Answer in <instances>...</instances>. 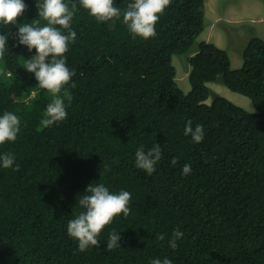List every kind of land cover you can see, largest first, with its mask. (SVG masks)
Listing matches in <instances>:
<instances>
[{"label":"trees","instance_id":"obj_1","mask_svg":"<svg viewBox=\"0 0 264 264\" xmlns=\"http://www.w3.org/2000/svg\"><path fill=\"white\" fill-rule=\"evenodd\" d=\"M209 1L171 0L156 35L145 40L120 20L97 22L79 0H66L76 6V38L65 53L75 75L65 86L67 118L47 127L41 120L52 95L24 69L35 49L18 45L15 25L0 27L9 34L0 58V113L21 119L17 139L0 145L19 164L0 168V264H149L165 256L174 264H264V39H249L237 69L213 42H200L189 55L210 22ZM231 1L215 8L222 13ZM129 2L115 6L123 11ZM25 3L18 22L47 23L36 0ZM174 55L191 65L188 93L176 80ZM219 77L256 112L225 97L206 103L207 83ZM188 121L203 126L202 142L185 135ZM156 143L162 157L148 176L135 167L134 154ZM92 182L129 191L131 211L106 226L98 246L81 252L67 222ZM177 228L183 237L172 249ZM112 229L121 246L108 249Z\"/></svg>","mask_w":264,"mask_h":264},{"label":"clouds","instance_id":"obj_2","mask_svg":"<svg viewBox=\"0 0 264 264\" xmlns=\"http://www.w3.org/2000/svg\"><path fill=\"white\" fill-rule=\"evenodd\" d=\"M171 0H130L126 9L115 6V0H79L82 8L95 18L97 22L108 23L120 20L127 26L133 38L149 39L156 35V25L160 16L169 6ZM38 17L47 21L40 26L37 22H18L26 10L25 0H0V27L15 25V36L19 46H24L29 52L35 49V54L26 59L24 69L33 73L38 85L48 90L52 100L44 110L41 120L42 126H51L67 118L65 99L70 102L71 97L67 92V86L75 71L68 66L67 56L70 43L74 42L76 32L71 28L74 17L75 4L69 7L66 0H36ZM60 27H56V26ZM67 32L65 33V31ZM9 34L0 33V58L9 49ZM74 87V82L72 83ZM64 89L63 97L60 95ZM21 119L12 111L0 113V145L5 142H14L21 131ZM191 135L194 142H202L204 130L202 125L192 127V121L185 124V135ZM134 164L137 169L151 176L156 171V165L162 157V147L154 144L145 151L143 145L137 148ZM172 164L177 163L172 159ZM0 168H12L17 170L15 155L12 153H0ZM191 165L185 163L182 174L188 175ZM131 193L127 190L112 191L105 183H90L86 190L79 194L78 205L81 211L67 222V233L77 242L78 251L84 252L91 246H98L100 235L106 226L110 225L114 218L123 214L127 217L131 211ZM183 237V232L177 228L173 230L168 241L169 247L175 249ZM165 238L164 234L157 237ZM121 234L112 229L106 241L107 248L112 249L121 246ZM149 264H174L167 256L155 257Z\"/></svg>","mask_w":264,"mask_h":264},{"label":"rangeland","instance_id":"obj_3","mask_svg":"<svg viewBox=\"0 0 264 264\" xmlns=\"http://www.w3.org/2000/svg\"><path fill=\"white\" fill-rule=\"evenodd\" d=\"M227 1L229 2L230 0ZM215 2L216 0H210L208 3L209 14L207 16L209 15L210 22L206 21L205 30L191 48L189 55L197 49L200 42H213L218 47L229 52L233 69L241 68L244 61L243 51L249 39L253 36H259L264 39V0H246L248 5H261L262 8L252 9L250 13H246V9H242L235 20L220 21L217 28L211 31L212 25L214 26L217 22L215 16L218 14V9L215 8ZM225 3L226 0H222V4L224 5ZM185 58H187L185 55H174L173 64L177 69L176 80L179 87L185 93H188L192 88L189 80L191 65L185 64ZM207 85L210 92L209 97L205 101L206 103L211 104L215 98L225 97L249 112H256L252 100L247 96L230 90L225 85L222 77H219L215 82L207 83Z\"/></svg>","mask_w":264,"mask_h":264},{"label":"crops","instance_id":"obj_4","mask_svg":"<svg viewBox=\"0 0 264 264\" xmlns=\"http://www.w3.org/2000/svg\"><path fill=\"white\" fill-rule=\"evenodd\" d=\"M232 3L225 9V11H223V13H220L218 11L217 16H215L216 18V23L213 26L212 25V30H215L217 28V25L220 21L223 20H228V21H232L235 20L237 18L238 13L242 10V9H246V13H250V11L252 9L255 8H259L261 9V5H248L246 0H232ZM216 3H218V0H216Z\"/></svg>","mask_w":264,"mask_h":264}]
</instances>
